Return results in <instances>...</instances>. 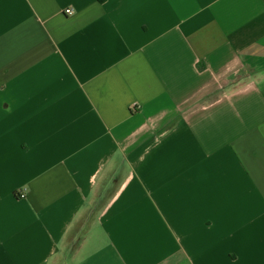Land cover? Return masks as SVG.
I'll list each match as a JSON object with an SVG mask.
<instances>
[{"label":"crops","instance_id":"1","mask_svg":"<svg viewBox=\"0 0 264 264\" xmlns=\"http://www.w3.org/2000/svg\"><path fill=\"white\" fill-rule=\"evenodd\" d=\"M0 264H264V0H0Z\"/></svg>","mask_w":264,"mask_h":264},{"label":"built area","instance_id":"2","mask_svg":"<svg viewBox=\"0 0 264 264\" xmlns=\"http://www.w3.org/2000/svg\"><path fill=\"white\" fill-rule=\"evenodd\" d=\"M66 14H68V15H72V14H73V10H72V9H67V10H66Z\"/></svg>","mask_w":264,"mask_h":264}]
</instances>
